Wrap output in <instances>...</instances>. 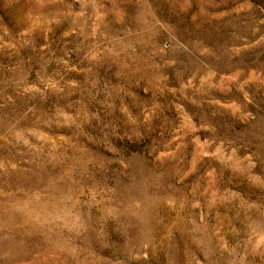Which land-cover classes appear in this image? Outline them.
Listing matches in <instances>:
<instances>
[{
  "label": "rangeland",
  "instance_id": "1",
  "mask_svg": "<svg viewBox=\"0 0 264 264\" xmlns=\"http://www.w3.org/2000/svg\"><path fill=\"white\" fill-rule=\"evenodd\" d=\"M0 264H264V0H0Z\"/></svg>",
  "mask_w": 264,
  "mask_h": 264
}]
</instances>
